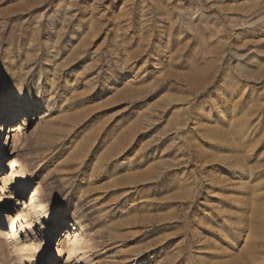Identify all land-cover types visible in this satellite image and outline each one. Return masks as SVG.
I'll return each mask as SVG.
<instances>
[{"label": "rangeland", "instance_id": "obj_1", "mask_svg": "<svg viewBox=\"0 0 264 264\" xmlns=\"http://www.w3.org/2000/svg\"><path fill=\"white\" fill-rule=\"evenodd\" d=\"M0 128V264H264V0H0Z\"/></svg>", "mask_w": 264, "mask_h": 264}, {"label": "bare ground", "instance_id": "obj_2", "mask_svg": "<svg viewBox=\"0 0 264 264\" xmlns=\"http://www.w3.org/2000/svg\"><path fill=\"white\" fill-rule=\"evenodd\" d=\"M28 112H31V115L30 116H32V114H34L35 112H38V108L37 107H32V106H28L27 108H25V109H23L22 110V114H23V117H22V121H20V123H18V124H16L15 126H14V128L11 130L12 132H17V131H21V130H23V128H24V125L26 124H24V120H26V115H27V113ZM13 115L12 114H6L5 116H4V118L5 119H11V118H13L12 117ZM221 118H222V116H220ZM1 129V128H0ZM14 135H16V133L14 134ZM25 170V169H24ZM24 173H26L25 171H23L22 170V174H24ZM15 180L17 181V184H18V186H19V188L20 189H22V188H24L25 187V185L28 183V176H26L25 178H23V179H20V178H18V176H16L15 175ZM31 204H33V205H37V197H36V195H33L32 197H31ZM39 205V204H38ZM30 211V210H29ZM14 228V227H13ZM13 229L12 228H10V230L8 231V232H6L7 234H8V236H9V238H12L13 240H15V241H17L18 243H19V240H18V238L15 236V234H14V232L12 231ZM73 231V230H72ZM74 233V236H76L77 234H76V231L75 232H73ZM71 234H72V232L70 233L69 232V236H71ZM76 234V235H75ZM81 234H79V237L80 238H82L81 236H80ZM79 237H78V235L75 237V239H74V241H72V242H74L75 244H77L78 242H79ZM235 239V238H234ZM12 240V241H13ZM9 241H11V240H9ZM230 244H233V243H235L234 241H230L229 242ZM263 244V246H264V243H262ZM72 250V249H71ZM259 250V249H258ZM72 252V251H71ZM76 252V251H75ZM77 253V252H76ZM263 253V252H262ZM81 255V254H80ZM79 255V256H80ZM87 257H89V256H87ZM19 260H21V259H19ZM24 262H22V264H23Z\"/></svg>", "mask_w": 264, "mask_h": 264}]
</instances>
